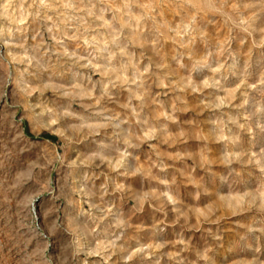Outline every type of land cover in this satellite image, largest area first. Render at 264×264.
<instances>
[{"label": "clouds", "instance_id": "9594fccd", "mask_svg": "<svg viewBox=\"0 0 264 264\" xmlns=\"http://www.w3.org/2000/svg\"><path fill=\"white\" fill-rule=\"evenodd\" d=\"M0 264H264V0H0Z\"/></svg>", "mask_w": 264, "mask_h": 264}]
</instances>
